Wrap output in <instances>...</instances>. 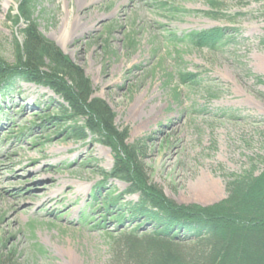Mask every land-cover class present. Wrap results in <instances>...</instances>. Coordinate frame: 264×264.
Wrapping results in <instances>:
<instances>
[{
    "label": "rangeland",
    "instance_id": "obj_1",
    "mask_svg": "<svg viewBox=\"0 0 264 264\" xmlns=\"http://www.w3.org/2000/svg\"><path fill=\"white\" fill-rule=\"evenodd\" d=\"M19 3L0 0V56L8 63L25 26L8 17ZM33 3L38 30L83 68L94 96L108 103L116 125L128 128L127 141H144L149 183L168 199L212 205L233 181L262 171L264 0ZM212 28L223 30L217 50L173 38ZM180 73L195 77L184 81ZM54 100L51 90L28 82L0 96V258L118 264L117 230L131 221L109 220L101 201L119 194L135 201L137 194H121L124 182L102 177L100 170L113 165L109 147L91 137L83 143L58 137L56 125L44 120ZM48 178L47 189L29 196Z\"/></svg>",
    "mask_w": 264,
    "mask_h": 264
},
{
    "label": "trees",
    "instance_id": "obj_2",
    "mask_svg": "<svg viewBox=\"0 0 264 264\" xmlns=\"http://www.w3.org/2000/svg\"><path fill=\"white\" fill-rule=\"evenodd\" d=\"M33 9V0H20L17 12L8 14L13 25L23 21L25 26L20 29L22 39H13L14 62L8 63L0 56V96L9 92L15 82L47 87L58 100L52 102L44 120L56 125L58 137L82 143L91 137L111 149L113 165L107 172L100 170L102 177L124 182L127 187L121 194H137L135 201L125 202L120 194L101 201L109 220L117 225L131 221L129 229L117 230L116 262L264 264V165L258 175L233 181L227 187V196L212 205H180L168 199L149 183L143 163L144 141H127L128 128L116 125L115 113L108 103L94 96L83 68L38 30L31 17ZM222 36V28H212L173 38L193 47L217 50ZM180 76L187 81L195 74L180 73ZM95 225L102 224L98 221ZM177 227L183 231H176ZM11 256L4 260H10ZM0 264H4L1 258Z\"/></svg>",
    "mask_w": 264,
    "mask_h": 264
},
{
    "label": "bare ground",
    "instance_id": "obj_3",
    "mask_svg": "<svg viewBox=\"0 0 264 264\" xmlns=\"http://www.w3.org/2000/svg\"><path fill=\"white\" fill-rule=\"evenodd\" d=\"M21 170H22V168L18 169V171H21ZM40 170H41V169H38V170L34 171L33 173H39ZM39 182H40V184H41V188H40L41 190H40L38 193H34V194L29 195V196H34V197H36V196L40 195L41 192H42V190L47 189V187H48L49 185H51V183L53 182V180H52L51 178H48L47 181L40 180ZM50 199H51V196H48L45 200H50Z\"/></svg>",
    "mask_w": 264,
    "mask_h": 264
}]
</instances>
